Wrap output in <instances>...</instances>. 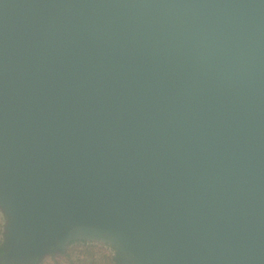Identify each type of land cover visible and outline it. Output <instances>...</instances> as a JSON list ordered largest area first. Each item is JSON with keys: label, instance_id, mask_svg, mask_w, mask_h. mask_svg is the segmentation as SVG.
Returning <instances> with one entry per match:
<instances>
[{"label": "water", "instance_id": "obj_1", "mask_svg": "<svg viewBox=\"0 0 264 264\" xmlns=\"http://www.w3.org/2000/svg\"><path fill=\"white\" fill-rule=\"evenodd\" d=\"M0 264H264V0H0Z\"/></svg>", "mask_w": 264, "mask_h": 264}, {"label": "rangeland", "instance_id": "obj_2", "mask_svg": "<svg viewBox=\"0 0 264 264\" xmlns=\"http://www.w3.org/2000/svg\"><path fill=\"white\" fill-rule=\"evenodd\" d=\"M5 226H6V218L3 213L0 212V245L2 244L4 233H5ZM88 246H94L97 247L98 249H101L103 251L109 252L112 256L116 257V249L108 244L104 243H99V242H94V241H77V242H72L69 247L67 248L66 252H63L62 254L54 255L48 257L43 264H78V253L79 250L82 252L84 251L85 247ZM99 250L97 253V258H101L102 256V251ZM91 258V257H87ZM117 259V258H116ZM118 263V262H117ZM83 264V263H79ZM96 264H100L99 262H96ZM120 264V263H119Z\"/></svg>", "mask_w": 264, "mask_h": 264}, {"label": "trees", "instance_id": "obj_3", "mask_svg": "<svg viewBox=\"0 0 264 264\" xmlns=\"http://www.w3.org/2000/svg\"><path fill=\"white\" fill-rule=\"evenodd\" d=\"M3 247L0 245V252H2ZM97 247L94 246H88L85 247L84 251L82 252L81 250L74 252L78 253V264L83 263V264H96V262H99L100 264H119V259H116V257L112 256L109 252L102 251V256L101 258H97V253L99 252ZM91 257V258H87ZM118 262V263H117ZM74 264H77L73 261Z\"/></svg>", "mask_w": 264, "mask_h": 264}]
</instances>
